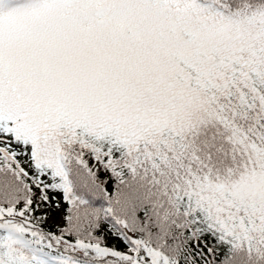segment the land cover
I'll use <instances>...</instances> for the list:
<instances>
[{"label":"snow or ice","instance_id":"6c2138e0","mask_svg":"<svg viewBox=\"0 0 264 264\" xmlns=\"http://www.w3.org/2000/svg\"><path fill=\"white\" fill-rule=\"evenodd\" d=\"M0 264H264V0H0Z\"/></svg>","mask_w":264,"mask_h":264}]
</instances>
